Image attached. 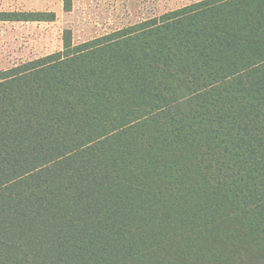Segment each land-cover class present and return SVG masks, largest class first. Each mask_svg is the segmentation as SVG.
<instances>
[{
	"label": "trees",
	"instance_id": "obj_1",
	"mask_svg": "<svg viewBox=\"0 0 264 264\" xmlns=\"http://www.w3.org/2000/svg\"><path fill=\"white\" fill-rule=\"evenodd\" d=\"M0 264H264V0L0 69Z\"/></svg>",
	"mask_w": 264,
	"mask_h": 264
},
{
	"label": "rangeland",
	"instance_id": "obj_2",
	"mask_svg": "<svg viewBox=\"0 0 264 264\" xmlns=\"http://www.w3.org/2000/svg\"><path fill=\"white\" fill-rule=\"evenodd\" d=\"M198 0H0V11H53L54 21H0V69L63 49L64 32L75 44L111 33Z\"/></svg>",
	"mask_w": 264,
	"mask_h": 264
}]
</instances>
